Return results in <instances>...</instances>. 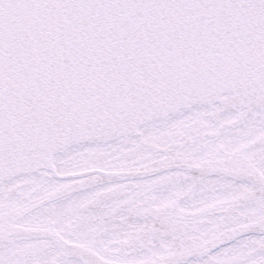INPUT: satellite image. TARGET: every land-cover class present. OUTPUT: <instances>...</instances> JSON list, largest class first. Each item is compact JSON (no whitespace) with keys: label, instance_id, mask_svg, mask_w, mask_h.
<instances>
[{"label":"snow or ice","instance_id":"6c2138e0","mask_svg":"<svg viewBox=\"0 0 264 264\" xmlns=\"http://www.w3.org/2000/svg\"><path fill=\"white\" fill-rule=\"evenodd\" d=\"M0 264H264V0H0Z\"/></svg>","mask_w":264,"mask_h":264}]
</instances>
